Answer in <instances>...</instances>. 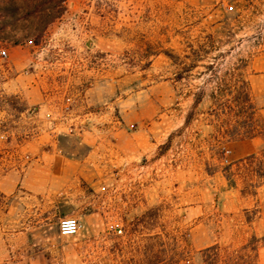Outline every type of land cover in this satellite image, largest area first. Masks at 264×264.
Here are the masks:
<instances>
[{
  "label": "rangeland",
  "instance_id": "1",
  "mask_svg": "<svg viewBox=\"0 0 264 264\" xmlns=\"http://www.w3.org/2000/svg\"><path fill=\"white\" fill-rule=\"evenodd\" d=\"M13 1L0 0V174L20 161L19 142L51 130L66 134L71 119L81 126L82 119H75V91L83 97L90 90L89 99L106 100L85 104L84 113L110 112L118 119L120 109L136 106L117 104L175 74L183 81L171 91L172 100L156 101L159 110L183 114L193 95L204 93L191 126L168 151L129 164L123 178L107 181L97 196L106 226L81 228L75 264H151L149 246L176 244L182 253L188 251L185 243L192 251L218 244L221 258L227 253L250 257L240 249L252 236L259 240L257 264H264V178L251 179L234 165L245 153L258 152L261 141L246 150L238 144L225 153L210 149L218 140L226 145L220 129L227 133L243 125L232 109L214 111L211 97L232 106L240 75L264 119V0H82L74 9H68L67 0H40L45 12L34 13L36 4L29 3L19 10L16 27L4 29L11 18L3 9ZM46 19L52 22L45 27L41 20ZM168 53L178 57L176 66ZM153 56L160 58L151 66ZM189 66L196 68L184 73ZM169 90L159 86L155 92L162 96ZM39 91L56 99L45 126L35 111L39 105L27 102ZM263 119L256 120L264 125ZM150 210L156 213L138 221ZM156 234L160 240L153 239ZM160 261L166 264L167 258Z\"/></svg>",
  "mask_w": 264,
  "mask_h": 264
},
{
  "label": "crops",
  "instance_id": "2",
  "mask_svg": "<svg viewBox=\"0 0 264 264\" xmlns=\"http://www.w3.org/2000/svg\"><path fill=\"white\" fill-rule=\"evenodd\" d=\"M81 2L67 0V7L77 8ZM159 58L153 56L151 66ZM82 61L85 80V58ZM177 75L164 84L141 91L131 102L125 101L120 105L116 103L119 107L130 104L136 106L120 109L119 119L112 118L110 112L84 113L85 104L101 105L106 100L100 97L89 99L90 90L83 97L75 91V119L83 121L75 134L51 130L48 134L18 143L20 161L0 174V264H75L78 238L61 236L59 220L73 217L85 228L106 226V219L101 214L103 207L97 196L106 188L107 181L112 176H122L125 166L129 164L146 163L160 157L169 138L172 144L178 134L191 126L195 115L189 126L184 127V124L195 94L189 110L183 114L175 109L159 110L156 105V101L164 100L166 103L172 100L171 91L177 83L183 81ZM159 86L170 89L167 95L161 96L155 92ZM251 98L256 108V117L261 121L263 118L260 113L263 109L258 108L252 91ZM55 101L45 91H39L36 98L27 97L28 103L39 105L35 111L40 118H45L43 126L47 118L55 113ZM258 139L261 141L258 152H247L234 162L238 170L245 168L254 180L264 178L256 174L259 163L257 160L246 159L250 156L261 158L263 139L255 137L226 142L224 145L227 148L238 144V148L246 150ZM219 148L218 142L210 147L212 152L215 149L216 154ZM113 168L116 169L115 173Z\"/></svg>",
  "mask_w": 264,
  "mask_h": 264
},
{
  "label": "trees",
  "instance_id": "3",
  "mask_svg": "<svg viewBox=\"0 0 264 264\" xmlns=\"http://www.w3.org/2000/svg\"><path fill=\"white\" fill-rule=\"evenodd\" d=\"M27 1L28 3H25ZM40 0H15L11 3L9 8H4L3 10L7 13V16H9L11 19L10 21L4 23V29H7L8 27H16L17 22H19L20 17H19V10L24 9V8H30V5L32 3H35L34 5V13L36 12H45L47 9H45V4L40 3ZM25 3V5H22V3ZM64 2V0H60L59 3ZM23 3V4H24ZM30 3V5H28ZM42 8V10H41ZM41 10V11H40ZM54 18V17H52ZM44 26H48L51 22L52 19H46V20H41ZM15 38V37H14ZM15 44L16 41H15ZM167 56L173 61V63H176V60H178V57L168 53ZM195 66H189L188 69L184 70V73H190ZM209 69H212L211 66L208 67ZM177 78L179 80L183 79V75L178 74ZM241 78V79H240ZM237 80V85H238V90L236 91L235 95L231 98V105L232 106H226V105H221V101L219 100L216 95H212V100L215 102L213 105L214 111L218 112H223L227 110H234V113L237 115V117L242 118L243 125H236V127H233L231 131L227 133H221V129L218 131L221 137L225 139V142H233V141H243V140H249L253 139L255 137H261L264 142V125H262L261 122L258 118H256V108L255 105L252 102L251 98V92L249 88L248 82L243 78L242 75ZM204 98V93L203 91H199L198 93L195 94L194 97V102L192 105L191 110L188 112L186 119H185V124L184 127L189 126L191 123L193 116L195 115V110L198 108V106L202 103ZM236 111V112H235ZM211 112L212 109H211ZM258 121H257V120ZM256 125H255V124ZM246 125V126H244ZM218 143H220V149L223 153H225V146L221 145L222 142L218 140ZM171 145V140L169 138L168 142L163 146L162 148V153L167 151L170 148ZM258 161V169L256 171V174L259 177H264V144H263V149L261 150V158H257L256 156H250L246 159V161ZM153 213H156L153 211ZM152 210L148 211L147 214L143 215L139 220H144V218L147 215L153 214ZM156 218V214H154ZM142 226V225H141ZM137 227H140V225H137ZM154 240H160L161 235L156 234L153 236ZM160 243V242H159ZM258 243L259 240L253 236L251 239L241 247L240 251H250L252 256H247L243 258H248V261H243L242 257L239 256H233L231 258V254L227 253L223 258H221V251L222 248L216 244L207 248H204L202 250L198 251H192L189 248L188 243H185V246L187 247L186 252L181 251L182 253H178V247L176 244L170 245V248H166L164 245H161L159 249H155V246H149L146 249V252L149 254L152 252L154 254L153 261L151 264H160L162 261L160 259L162 258H167V263L166 264H257V258H258ZM161 244V243H160ZM227 252V249L224 250ZM169 253V254H168ZM182 256V257H181ZM185 256V257H184ZM184 258V259H183Z\"/></svg>",
  "mask_w": 264,
  "mask_h": 264
},
{
  "label": "built area",
  "instance_id": "4",
  "mask_svg": "<svg viewBox=\"0 0 264 264\" xmlns=\"http://www.w3.org/2000/svg\"><path fill=\"white\" fill-rule=\"evenodd\" d=\"M1 54L3 57L7 56L6 51H2ZM79 128L80 127H77V125H75V123L71 119V122L67 126H65V132L70 135L75 134L77 130H79ZM82 227L83 225L80 223V221L77 218L73 217L62 218L58 223L59 234L64 237L77 236Z\"/></svg>",
  "mask_w": 264,
  "mask_h": 264
}]
</instances>
